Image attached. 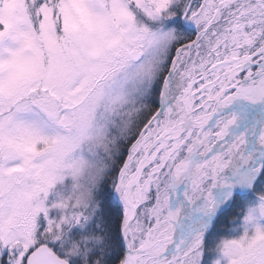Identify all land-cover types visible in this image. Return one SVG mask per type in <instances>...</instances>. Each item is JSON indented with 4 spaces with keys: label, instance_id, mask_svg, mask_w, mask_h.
<instances>
[{
    "label": "snow or ice",
    "instance_id": "obj_1",
    "mask_svg": "<svg viewBox=\"0 0 264 264\" xmlns=\"http://www.w3.org/2000/svg\"><path fill=\"white\" fill-rule=\"evenodd\" d=\"M0 264H264V0H0Z\"/></svg>",
    "mask_w": 264,
    "mask_h": 264
}]
</instances>
